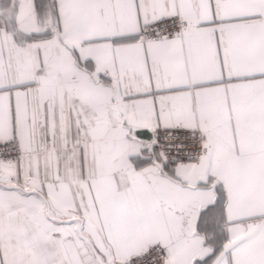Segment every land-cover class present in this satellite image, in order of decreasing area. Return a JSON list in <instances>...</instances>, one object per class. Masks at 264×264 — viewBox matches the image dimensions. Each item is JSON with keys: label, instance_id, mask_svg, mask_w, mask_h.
<instances>
[{"label": "snow or ice", "instance_id": "1", "mask_svg": "<svg viewBox=\"0 0 264 264\" xmlns=\"http://www.w3.org/2000/svg\"><path fill=\"white\" fill-rule=\"evenodd\" d=\"M0 264H264V0H0Z\"/></svg>", "mask_w": 264, "mask_h": 264}]
</instances>
